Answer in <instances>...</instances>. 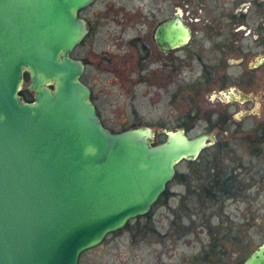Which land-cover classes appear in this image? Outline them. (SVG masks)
Masks as SVG:
<instances>
[{"label": "water", "instance_id": "95a60500", "mask_svg": "<svg viewBox=\"0 0 264 264\" xmlns=\"http://www.w3.org/2000/svg\"><path fill=\"white\" fill-rule=\"evenodd\" d=\"M93 1L0 0V264H78L146 215L177 163L207 144L183 128L163 129L158 142L148 125L103 124L81 80L85 64L71 55L88 32L79 13ZM155 29L163 50L190 36L180 11ZM242 264H264V240Z\"/></svg>", "mask_w": 264, "mask_h": 264}, {"label": "rangeland", "instance_id": "374dc122", "mask_svg": "<svg viewBox=\"0 0 264 264\" xmlns=\"http://www.w3.org/2000/svg\"><path fill=\"white\" fill-rule=\"evenodd\" d=\"M164 6L161 0H98L81 14L86 18L95 13L94 30L86 44L71 55L88 60L87 85L92 87L100 119L112 131H121L133 123L148 125L158 141L164 138L163 129L178 127L183 118L186 90L181 74L169 88L142 82L135 68L136 48L127 43L133 36L144 34L148 29L144 21L165 13ZM104 54L115 61L106 73L95 65ZM122 60H130L132 66L122 68ZM95 72L98 79L92 78ZM171 94H176L174 100ZM238 152L247 158L246 150ZM255 167L262 168V162ZM185 172L183 165L179 166L175 178L146 215L130 220L126 230L124 226L108 234L99 245L83 251L78 264L242 262L264 240V222L256 221L257 217L264 220V178L255 175L256 182L234 201L220 199L211 203L201 187L200 194L186 193ZM149 222L152 230L146 228Z\"/></svg>", "mask_w": 264, "mask_h": 264}, {"label": "flooded vegetation", "instance_id": "af4514ba", "mask_svg": "<svg viewBox=\"0 0 264 264\" xmlns=\"http://www.w3.org/2000/svg\"><path fill=\"white\" fill-rule=\"evenodd\" d=\"M96 2L83 8L80 16ZM161 3L165 5L162 8L165 13L144 21L148 27L144 34H137L127 42L130 48H136L139 80L169 88L181 74L186 109L178 127L171 130L183 128L189 139L203 134L208 137L196 157L177 163L176 172L183 165L188 195L200 194L203 187L212 196L210 202L234 201L237 197L234 187L249 188L256 182L255 175L264 178V0H161ZM178 11L190 31L189 39L182 46L163 50L154 40V30L159 21ZM93 14L83 17L88 32L74 50L91 38ZM79 59L85 64L81 80L87 84L88 60ZM121 62L122 68L132 66L130 60ZM113 64L115 61L107 54L95 62L96 68L104 73ZM92 76L95 79L98 74ZM89 88L93 101L91 85ZM171 96L174 100L176 94ZM96 110L99 115L97 107ZM238 150H246L247 158L241 157ZM258 162H262V168L255 167Z\"/></svg>", "mask_w": 264, "mask_h": 264}, {"label": "trees", "instance_id": "16d2710c", "mask_svg": "<svg viewBox=\"0 0 264 264\" xmlns=\"http://www.w3.org/2000/svg\"><path fill=\"white\" fill-rule=\"evenodd\" d=\"M25 80H27V75H25ZM20 94L22 95V97L25 99V100H30L31 98H32V94L27 90V89H23L21 92H20ZM135 126H140V124H138V123H133L131 126H129V127H135ZM129 127H127V128H129ZM185 183V182H184ZM202 188V190H203V194H204V197L206 198V199H211L212 198V196L211 195H209L204 189H203V187H201ZM234 189L236 190V196H242L243 195V192L246 190V187H243V186H240V185H238V186H236V187H234ZM200 200V199H199ZM208 200V201H209ZM211 203H213V202H211ZM128 223L125 225V227L123 228V229H125L126 230V228H129L128 226ZM146 228L148 229V230H152V225L150 224V222L149 223H147V226H146ZM122 229V230H123ZM238 264H242V262L241 261H239L238 262Z\"/></svg>", "mask_w": 264, "mask_h": 264}]
</instances>
